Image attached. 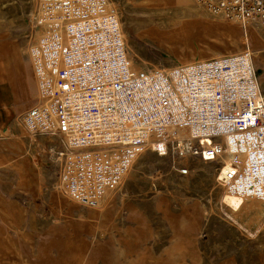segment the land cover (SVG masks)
I'll use <instances>...</instances> for the list:
<instances>
[{
  "label": "rangeland",
  "instance_id": "1",
  "mask_svg": "<svg viewBox=\"0 0 264 264\" xmlns=\"http://www.w3.org/2000/svg\"><path fill=\"white\" fill-rule=\"evenodd\" d=\"M98 13H116L136 71L180 67V47L198 49L188 12L174 2L107 0L99 12L78 14L51 0H0V264H264V202L241 203L232 188L240 169L221 136L179 146L177 132L168 134L167 152H139L97 205L67 193L80 166L62 135L37 129L30 136L16 125L53 98V84L27 54L31 44ZM192 62L200 63L198 53ZM263 75L258 66L255 77ZM174 77L166 73L172 88Z\"/></svg>",
  "mask_w": 264,
  "mask_h": 264
},
{
  "label": "bare ground",
  "instance_id": "2",
  "mask_svg": "<svg viewBox=\"0 0 264 264\" xmlns=\"http://www.w3.org/2000/svg\"><path fill=\"white\" fill-rule=\"evenodd\" d=\"M51 1L78 14L99 12L107 4V0H75L74 5ZM160 2L185 8L188 14L183 16L190 17L197 32V50L190 43L180 47L182 66L134 70L116 13L69 21L65 29L54 27L31 44L27 54L40 79L53 84V98L37 114L21 116L16 125L30 136L37 129L63 136L65 150L79 158L80 175L66 189L75 202L86 196L99 205L111 187L119 186L139 152L148 148L164 154L167 135L173 138L176 131L179 146L186 139L221 136L240 169L232 188L241 203L247 206L252 197L262 204L264 75L257 79L255 69L264 66V17H241L198 0ZM196 53L199 64L192 62ZM18 66V73L25 75L23 63ZM62 69L74 84L69 92L60 89ZM168 72L175 73L174 88L166 78ZM62 114L69 125H63ZM92 185L94 190L89 189Z\"/></svg>",
  "mask_w": 264,
  "mask_h": 264
},
{
  "label": "built area",
  "instance_id": "3",
  "mask_svg": "<svg viewBox=\"0 0 264 264\" xmlns=\"http://www.w3.org/2000/svg\"><path fill=\"white\" fill-rule=\"evenodd\" d=\"M199 2L206 3V4H212L213 6H223L226 9L235 11L239 16L241 17H264V0H198ZM60 89L63 92H69L72 89V81L70 80L69 73L67 70L62 69L60 71ZM88 90L89 88H85ZM92 89V88H91ZM80 90H84L83 88H80ZM90 96V95H89ZM94 110L96 111L97 108L94 107ZM87 111V109H86ZM67 120V117L65 114H62V123L63 125H69ZM197 145L193 146L194 147ZM193 151V150H192ZM200 151V149H199ZM198 152V151H193ZM186 168H181V172L185 173ZM228 177H232V173L228 172Z\"/></svg>",
  "mask_w": 264,
  "mask_h": 264
},
{
  "label": "crops",
  "instance_id": "4",
  "mask_svg": "<svg viewBox=\"0 0 264 264\" xmlns=\"http://www.w3.org/2000/svg\"><path fill=\"white\" fill-rule=\"evenodd\" d=\"M4 104H6V103H4ZM7 105V104H6Z\"/></svg>",
  "mask_w": 264,
  "mask_h": 264
}]
</instances>
